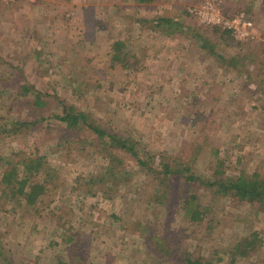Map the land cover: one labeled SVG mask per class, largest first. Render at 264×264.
I'll list each match as a JSON object with an SVG mask.
<instances>
[{"label":"rangeland","instance_id":"rangeland-1","mask_svg":"<svg viewBox=\"0 0 264 264\" xmlns=\"http://www.w3.org/2000/svg\"><path fill=\"white\" fill-rule=\"evenodd\" d=\"M204 1L0 2V154L23 150L45 158L58 177L39 212L0 197V264H178L179 246L210 257L216 250L214 264H260L264 210L237 207L234 198L175 175L170 191L191 188L200 204L216 206L200 224L181 227L178 200L169 191L157 202L151 176L131 154L89 129L72 134L51 117L64 105L90 113L107 131L137 141L154 167L176 158L205 179L214 180L212 168L220 164L225 173L264 176V81L246 75L257 72L264 0H238L246 7L214 0L223 16L237 2L238 13L252 17L249 42L186 14ZM197 33L225 58L244 55L236 65L207 56ZM117 40L128 67L111 59ZM24 85L31 88L24 92ZM40 116L46 119L36 127L13 125ZM110 156L117 157L112 167ZM252 231L260 238L255 251L232 261L227 249Z\"/></svg>","mask_w":264,"mask_h":264},{"label":"trees","instance_id":"trees-1","mask_svg":"<svg viewBox=\"0 0 264 264\" xmlns=\"http://www.w3.org/2000/svg\"><path fill=\"white\" fill-rule=\"evenodd\" d=\"M134 1L138 3H150L155 0ZM234 3L235 8L232 10L223 8L224 14L228 17H231L235 13H238L240 10H242L240 4L243 3L241 1L239 2L240 4L237 2ZM244 7L246 6L244 5ZM249 10H245L244 8V11L247 14ZM186 14H189L188 10H186ZM249 19L253 21L252 17H249ZM159 21L160 20H158V24ZM163 21H167V19L163 18L162 22ZM214 28L220 30V27L218 26ZM227 32V34H229L228 30ZM202 35L203 34L201 33H197L193 38H196L194 41L200 46L201 50L203 49L207 51V56L213 55L219 59V61L226 60L229 64L236 65L235 62L237 59L244 55V53H242V55L240 53H236L235 55L229 56V58H225V56L222 54L217 53L214 49L215 46ZM250 40L251 39H247L246 42H249ZM235 41L236 44H239V46L250 44H242L245 41ZM260 45V48H258L259 60L257 61V72H253L255 70H252L247 72L246 75L248 79L253 81H260L262 79L263 82L264 41L260 43ZM123 46L124 43L120 40L113 42V52L111 54V59L117 63L119 62L123 67H128L129 62L126 59L125 52L122 51ZM253 73L256 80L254 78L252 79ZM30 88L31 86L29 85L21 86V89L24 92ZM38 95L39 93L36 95L34 103L36 104L37 109H40L43 106V101L40 100ZM41 112H38V114L40 115ZM89 114L83 110L76 109L73 105H64L60 112H54L51 117H53V119L58 122L64 123L65 126L71 130L72 134H74L76 131H81L84 128L89 129L90 132L95 134L97 138L101 139L103 143H108L114 148L122 149L123 151L131 154L137 162L136 165L139 167V171L143 172L145 175L151 176L149 185L151 191L157 193V202L161 203L165 201L164 196L171 190L169 189L170 186H168L170 178L177 175L184 178V184L197 180L200 182V184L213 188L214 192L218 194V196L220 194V196L227 197L229 199L234 198L233 204L237 207L241 204H244L249 206L251 210H264V176H260L257 170L246 172L245 169H240V171L237 173H225L224 168L220 164L215 169L212 168V175L215 177V179L210 180L192 174L189 169L190 167L185 163L179 164V162H176V158H173L174 160L172 162H170L171 160L166 161L163 158L160 160L159 166L154 167L151 165V160L148 157V154L144 152V150H141L137 147V141H134L130 137H122L117 135V133L107 131L108 125L106 123L100 120L103 124L102 125L99 120L97 121L96 118H92L91 114ZM45 119V117L40 116L31 120H16L14 122L15 124L13 125L17 129L23 127L29 129L36 127L38 124L45 121ZM61 138L64 141L66 137L65 135H62ZM13 151L14 150H12L11 153H7V155H3L2 153L0 154V197L16 198L17 203H19L23 212H26L31 207L35 208L36 211L39 212L40 210L38 206L42 205L44 207L47 204L44 203V198H52V194H48L47 191H52L56 187L54 183L56 182L55 179H58L56 175V169L52 165H49V163L45 161V158L37 156L34 158L31 154L23 150ZM16 154H18L20 157H15ZM110 159L111 160L108 166L112 167L113 161L116 160L117 157L115 158L110 156ZM185 188V191L183 189H180L179 192L177 191L174 193L170 191L172 193V198H174L175 201L178 200V211L176 212H178V214H182L180 223L181 227H184L187 223L200 224L208 211L210 212L211 210H214V207H216L215 204L213 206H205L200 204V202L196 200L197 192H191V188ZM49 201H52V199H49L48 202ZM1 209H3L2 206L0 210ZM11 210L14 211L13 208H11ZM259 242L260 238L258 232L252 231L243 235L239 240L232 243L231 247L227 249V252L231 255V260L233 261L237 256L243 257L247 255L246 253L255 251ZM176 250L178 256L176 260L178 264H214L215 258L216 260L220 259V256H216V250L213 251L211 257L201 252L194 253V251H188V249L180 248V246ZM181 252L183 253L181 254ZM0 255H2L1 251ZM60 264H65V262H60ZM260 264H264V258H262Z\"/></svg>","mask_w":264,"mask_h":264},{"label":"built area","instance_id":"built-area-1","mask_svg":"<svg viewBox=\"0 0 264 264\" xmlns=\"http://www.w3.org/2000/svg\"><path fill=\"white\" fill-rule=\"evenodd\" d=\"M217 5L214 0H205L202 5L189 8L188 11L202 23L228 30L236 39L247 40L253 37L252 22L245 18L244 13L240 12L231 17L223 16ZM262 40L264 41V36Z\"/></svg>","mask_w":264,"mask_h":264}]
</instances>
